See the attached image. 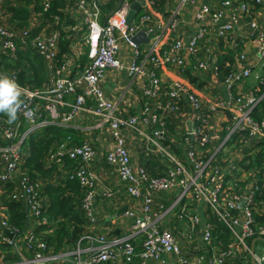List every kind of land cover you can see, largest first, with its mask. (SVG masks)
I'll use <instances>...</instances> for the list:
<instances>
[{"label":"built area","instance_id":"obj_1","mask_svg":"<svg viewBox=\"0 0 264 264\" xmlns=\"http://www.w3.org/2000/svg\"><path fill=\"white\" fill-rule=\"evenodd\" d=\"M35 1L44 15L50 0ZM65 1L58 13L49 14L59 28L48 33H31L28 25L0 22V52L14 55L17 49L29 47L51 72L38 87L19 83L15 70L0 73L15 80L23 93L17 120L0 122V139L4 140L0 144V182L15 183L8 197L23 203L30 221L20 231L0 214V240L18 254L14 263L129 264L137 256L138 264L150 260L164 264L165 254L172 253L180 264H227L236 255L247 253L254 264H264V251H253L248 244L249 238H264V219L255 217L256 212L264 213V200L256 199L264 167H250L247 157L260 149L258 142L264 139V0H175L164 17L150 11L155 0H142L129 21L130 0H118L106 12L101 7L106 0ZM186 14L194 27L183 36L178 30ZM68 19L74 23L67 24ZM61 29L80 34L86 46V62L70 75L59 74L67 71L68 58L54 64ZM137 31L145 37V46L140 43L143 39H132ZM68 35L64 34L66 39ZM219 39L226 49L217 48ZM121 43L131 48L127 59L119 54ZM148 63L152 70L147 69ZM167 68L189 70L203 80L201 90L178 76L162 82L155 70ZM109 69H124L130 81L141 74L147 77L149 84L141 88L145 100L127 116L114 112L117 100L107 96L99 83ZM150 99H155L153 104ZM224 113L227 116L221 117ZM216 117L221 118L215 125ZM75 119L85 129L108 130L112 145L104 158L115 167L125 192L141 197L142 203L139 213L134 209L124 212L131 217L125 235L108 238L103 232L85 230L70 247L51 252L33 231V223L46 222L41 215L43 182L21 170V141L30 130L46 123L81 130L72 125ZM22 122L25 127L19 130ZM166 123L171 125L169 132ZM127 129L135 130L150 151L163 158L166 163L161 172L151 173L143 164L131 161L122 133ZM174 136L182 143L183 159L169 143L164 144ZM221 150L223 154H219ZM94 155L89 140L75 142L68 132L44 156L47 165L56 164L60 178L76 180L81 191L79 209L88 224L96 219ZM65 157L75 165L63 168ZM110 191L105 188L104 194ZM153 194H171L172 199L166 208L154 211ZM198 199L212 218L205 219L195 237L200 218L190 205ZM167 210L174 217V227L179 226L181 244L171 228L158 226ZM213 227L226 233L227 241L215 243ZM136 238L138 245L133 242ZM183 247L186 252L199 253L189 259L182 254ZM2 257L0 253V260Z\"/></svg>","mask_w":264,"mask_h":264},{"label":"crops","instance_id":"obj_2","mask_svg":"<svg viewBox=\"0 0 264 264\" xmlns=\"http://www.w3.org/2000/svg\"><path fill=\"white\" fill-rule=\"evenodd\" d=\"M9 2L6 3L8 5H14L16 3H19V0H8ZM107 2L110 1L111 4L108 5L107 3L102 5V10L106 12L111 6H114L115 3L118 0H106ZM175 0H155L154 3L149 7L150 11L152 13L158 14V16H165L169 9L172 7ZM30 7L32 6L31 3ZM139 7V6H138ZM138 11V9H137ZM3 12V16L6 17L7 21L11 24L9 20V11L5 7L0 8V14ZM27 14V23L30 27L31 33L36 32H44L48 33L49 31L53 30L54 28H59V24L55 23L53 18L45 13L44 15L41 14L38 9L35 10L30 9L28 10ZM258 16L261 15L260 12H257ZM32 16V17H30ZM189 14H186L184 16V20L180 25L179 28V34L185 36L188 32H191L193 29V25L188 21L189 20ZM68 23H74L73 20H67ZM65 33H68L70 35H73L74 37L71 38L70 35H68V39L64 36ZM62 36L63 39L60 37ZM61 41V43H60ZM142 46H145V40L140 41ZM64 45V49L61 48V46ZM217 48H227L221 39L217 42ZM131 51V48L128 45H125L124 43H121V47L119 50V54H121V57L124 59H127V56L129 52ZM219 52V51H217ZM2 54V53H0ZM7 54V53H6ZM8 55V54H7ZM13 56V55H12ZM218 56L221 57L222 54L218 53ZM6 58V57H5ZM0 58V60L5 59ZM69 59V66L67 71L62 70L59 74H72L75 70L80 69L84 63L86 62V46L83 43L82 39L80 38V34H77L73 31H65L64 29L60 30V35L58 38V50L55 54L54 58V64L57 66L59 62L64 59ZM42 59V58H41ZM43 61V60H42ZM44 63V62H43ZM146 67L148 70H152L153 67L151 65L146 64ZM156 74L160 76L161 81L167 82L169 79H171L174 76L181 77L183 80L187 79L190 81L193 86L196 88H200L201 85L203 86V80H197L194 76L191 75L189 70L184 69L182 71H175L171 70L170 68L167 69H156ZM49 72L47 71V74ZM49 77H51V72L48 74ZM99 83L104 90V92L107 94V96L111 97L115 101L117 100L116 107L114 109V112L116 114H119L121 116H127L128 114H131L135 112L139 106L141 105L142 101L145 100V97L143 96L141 92V88L144 86H147L148 80L147 77L143 74L136 76L133 80H129L128 74L124 69L121 70H107L103 77L99 80ZM155 99H150V102L153 104ZM227 114L224 113L221 117H226ZM221 117H216L214 119V124L216 125L217 121L220 120ZM3 119H7V116H2L0 118V122ZM174 120H176L174 118ZM167 124L168 132L171 131V125ZM72 125H79L82 127V129H78L74 131L76 135V142H79L83 139L89 140L92 144V147L94 149V158L92 160V165L95 171L96 175V181H95V214L96 219L94 222L88 224L87 220L84 218L83 223V229L85 230H91L92 232L98 231L103 232L106 237L111 238L113 236H121L125 235L127 233V228L130 223L131 217L126 215L124 212L128 209H134L135 212H140V204L142 203L141 197H132L129 196L123 187V185L119 182L118 176L115 170V167L111 164H108L104 158V152L112 145L111 137L109 136L108 130L104 128H87L85 129L83 127V123L78 121V119H75L72 121ZM25 127V123H21L19 130L23 129ZM144 130H148V128L144 127ZM123 138L124 143L128 149V152L130 154L131 161L135 163L143 164L146 169L151 173H159L163 170L164 165L166 162L163 161V158L159 156L156 152L150 151L148 148L149 145H147L146 141L142 136H140L135 130L127 129L123 130ZM74 138V137H73ZM170 145L171 149L181 158L183 159V151H182V143L179 141L178 136H174L171 139H165L164 144ZM148 146V147H147ZM23 148L21 146V153L23 154ZM257 153V152H255ZM254 153L248 155L247 157H250ZM161 159V160H160ZM23 160V155H22ZM23 163V162H22ZM226 169V166L224 167ZM224 173H226V170H224ZM54 176L51 174L50 176H44V177H36L40 178L43 182V185L47 182H51L53 184H63V182H60L53 178ZM110 188V194L106 195L104 194V189ZM43 191V190H42ZM143 194H146V192H143ZM45 199L43 195V200ZM152 199V206L151 208L156 210H163L167 207L169 201L172 199L171 194H153L151 195ZM185 198H183L182 201H184ZM264 200V199H263ZM195 208L196 212L198 213V216L200 220L198 221V224L194 227V236L198 237L201 231V225L205 221L207 217L212 218V215L209 213L208 208L205 207L203 200H192L190 208ZM262 207H264L262 205ZM81 211V210H80ZM82 213V212H81ZM1 214V212H0ZM258 214H263L262 212H256L255 216L257 217ZM83 215V213H82ZM32 225H36L33 223ZM158 226L160 228H171L173 233L175 234V237L177 241L181 244L182 240L179 235V226L178 224H175L174 227V217L172 213L167 210L162 218L159 219ZM219 228L213 227L212 234H213V240L215 243H223L227 241V236H224V232L218 231ZM47 232L50 231V229L46 230ZM46 232V233H47ZM139 238L133 239V242L138 245ZM251 238L248 240V244L253 251H264V241L261 238L255 237L252 244H250ZM85 242L81 243L84 245ZM68 245L62 246L61 249H66ZM138 247V246H137ZM60 249V250H61ZM183 252L186 257L191 259L194 257L199 251H191L186 252V250L183 247ZM24 253V251H23ZM167 257L166 263L164 264H180L178 262L177 255H174L172 253L165 254ZM139 258L137 256H134L132 260L129 262V264H138ZM251 257L247 253H240L235 256L233 261H228L227 264H253ZM144 264H159L157 261L150 260L146 261ZM187 264H192L191 262Z\"/></svg>","mask_w":264,"mask_h":264},{"label":"trees","instance_id":"obj_3","mask_svg":"<svg viewBox=\"0 0 264 264\" xmlns=\"http://www.w3.org/2000/svg\"><path fill=\"white\" fill-rule=\"evenodd\" d=\"M19 1V3L14 5L6 3L1 5L9 11V20L13 22V25L24 27L28 25L27 14L29 13V8L38 9L39 11L40 6L37 2H33L30 7V0ZM64 4H66L65 0H50V6L46 13H58ZM107 4L110 5L111 2L108 1ZM1 5L0 8L2 7ZM60 38L63 39L62 36ZM61 48L64 49V45ZM2 68H7L9 71L15 70L16 80L30 87L42 86L47 82L48 74L45 64L41 57L29 47L19 48L13 56L7 55L5 60H0V71ZM2 116L6 117V115L0 114V118ZM75 130L77 129L73 127L46 123L38 126L37 129L30 130L21 141L24 151L21 170L25 171L30 178L50 176L52 174L53 178L63 182V184L47 182L43 185L42 195H44L45 199L42 200L41 215L46 217V222L33 225V231L50 246L51 252L59 251L64 245L70 247L84 232V218L79 209L81 191L76 180L66 177L60 178L59 171L56 170V164L51 162L47 165L44 160L46 152L53 149L66 133L69 132L76 142ZM2 143H4V140L0 139V144ZM258 143L261 144V147L257 153L250 157V163L253 164L254 162L256 166L262 165L264 167V139ZM75 163L74 160L65 157L63 159V168L75 165ZM260 184L256 199H264V179L260 180ZM14 185L15 183L2 184L0 182V212L10 226L23 231L30 225V221L26 219L23 203L8 197V192ZM256 218L259 220L264 219V213L258 214ZM48 229H50L49 232L46 231ZM224 236H226V233H224ZM9 247V244L0 240V253L3 254L0 264L4 262L19 264L14 263L19 259L18 254L9 251ZM24 254L29 256L30 252L24 251Z\"/></svg>","mask_w":264,"mask_h":264},{"label":"clouds","instance_id":"obj_4","mask_svg":"<svg viewBox=\"0 0 264 264\" xmlns=\"http://www.w3.org/2000/svg\"><path fill=\"white\" fill-rule=\"evenodd\" d=\"M22 90L17 82L6 74H0V114L8 118V123H14L18 112L23 107Z\"/></svg>","mask_w":264,"mask_h":264},{"label":"water","instance_id":"obj_5","mask_svg":"<svg viewBox=\"0 0 264 264\" xmlns=\"http://www.w3.org/2000/svg\"><path fill=\"white\" fill-rule=\"evenodd\" d=\"M140 3H142V0H130V2H129V9H128V12H127V15H126L127 21H129L131 19L132 15L137 10V8H138V6H139ZM131 37H132V39L134 41H138L140 39L145 40V37L143 36L142 32H140V31L135 32ZM186 126L187 127L189 126V123L188 122H186ZM241 202H242V200L239 201V204H241ZM4 232L7 235H10V232L8 230H4ZM255 237L261 238L259 236H255ZM255 237H252L251 238L250 244H252V242L255 239ZM261 239L264 241V238H261Z\"/></svg>","mask_w":264,"mask_h":264},{"label":"rangeland","instance_id":"obj_6","mask_svg":"<svg viewBox=\"0 0 264 264\" xmlns=\"http://www.w3.org/2000/svg\"><path fill=\"white\" fill-rule=\"evenodd\" d=\"M8 3L9 1L8 0H5L3 3ZM33 2H36L35 0H30V3H33ZM2 3V4H3ZM2 6V5H1ZM30 17H32V16H30ZM0 22H3V23H6V24H11V23H9L8 21H7V19H6V17H4L3 16V12H1V14H0ZM0 53H2V54H0V58L1 59H3V57L5 58L6 56H7V54L6 53H3V52H0ZM5 60V59H4ZM6 72H9V69H7V68H2L1 69V71H0V73H6ZM35 129V128H34ZM36 129H37V127H36ZM229 145V144H228ZM223 151L224 150H221L220 152H219V154H223ZM227 152V150L224 152V153H226ZM222 156V155H221ZM161 160V159H160ZM250 167H252V168H254V169H260L259 168V166H256L255 165V163L253 162V164H250ZM262 179H264V175L262 176ZM0 198H1V194H0Z\"/></svg>","mask_w":264,"mask_h":264}]
</instances>
